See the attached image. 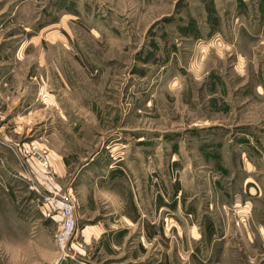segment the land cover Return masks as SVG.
I'll use <instances>...</instances> for the list:
<instances>
[{"label":"rangeland","instance_id":"374dc122","mask_svg":"<svg viewBox=\"0 0 264 264\" xmlns=\"http://www.w3.org/2000/svg\"><path fill=\"white\" fill-rule=\"evenodd\" d=\"M0 264H264V0H0Z\"/></svg>","mask_w":264,"mask_h":264},{"label":"built area","instance_id":"2783aa9c","mask_svg":"<svg viewBox=\"0 0 264 264\" xmlns=\"http://www.w3.org/2000/svg\"><path fill=\"white\" fill-rule=\"evenodd\" d=\"M41 164L43 167L49 168L47 160L42 159ZM48 175L47 184H39V182L33 180L31 189L41 194L42 191L40 189L42 187L44 191L49 192V195L45 198V206L48 207V209L50 208V214L56 212L60 216L61 222L59 230L55 235L56 243L58 248L67 252L78 230V206L75 199L71 196L59 195L58 192L56 193L53 191L52 183L55 178L50 171ZM43 184H45V186H43Z\"/></svg>","mask_w":264,"mask_h":264}]
</instances>
